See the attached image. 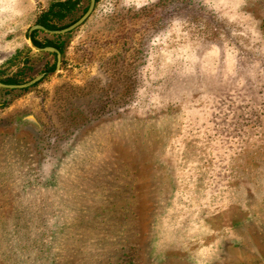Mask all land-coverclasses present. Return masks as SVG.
<instances>
[{"label": "rangeland", "instance_id": "374dc122", "mask_svg": "<svg viewBox=\"0 0 264 264\" xmlns=\"http://www.w3.org/2000/svg\"><path fill=\"white\" fill-rule=\"evenodd\" d=\"M65 1L0 0V264H264V0H97L44 72Z\"/></svg>", "mask_w": 264, "mask_h": 264}, {"label": "water", "instance_id": "95a60500", "mask_svg": "<svg viewBox=\"0 0 264 264\" xmlns=\"http://www.w3.org/2000/svg\"><path fill=\"white\" fill-rule=\"evenodd\" d=\"M96 4V0H89V5H88V9L87 11L84 13V15L75 23H73L72 25L68 26L65 29L62 30H58V31H50L45 29L44 27L40 26V25H35L33 27H31V29L29 30V36H28V40H29V45L32 49L36 50V51H43V52H48V53H53L56 56V65H55V72H57L59 70L60 67V63H61V54L59 53L58 50L51 48V47H46L43 49H39L37 47H35L31 41V33L36 31V30H40L43 32H46L48 34L51 35H63L65 33L71 32L72 30H74L75 28H77L78 26H80L81 24L84 23V21L90 16V14L92 13L94 7ZM47 75V73H41L38 76H36L35 78H33L32 80H30L27 83L24 84H20V85H6L3 83H0V89H4V90H22V89H27L30 88L32 86H34L35 84H37L39 81H41L45 76ZM32 119V118H31ZM33 120V119H32Z\"/></svg>", "mask_w": 264, "mask_h": 264}, {"label": "trees", "instance_id": "16d2710c", "mask_svg": "<svg viewBox=\"0 0 264 264\" xmlns=\"http://www.w3.org/2000/svg\"><path fill=\"white\" fill-rule=\"evenodd\" d=\"M79 0H67L65 2H59L56 3L54 5H52L48 11L47 15H44L40 20H39V25L44 27L47 30L50 31H54L55 28L53 25H51L49 23V20L47 19L48 16L53 15L57 18H62L67 12L71 11L72 9H74L75 5L77 4ZM97 2V0H96ZM57 9V11H54V9ZM36 35V32L33 33L32 35V42L35 46L39 47V48H44V47H53L56 50L59 51V53H63L62 48H61V43H55V42H46L44 44H41L39 42H37L36 40H34V36ZM55 38H60V36H57ZM43 55H46L45 53ZM50 55V54H47ZM53 55V54H52ZM55 57V55H53ZM55 65H56V60H54V62L52 63L51 67L49 68H45L44 72H52L55 69ZM0 83L6 84V85H16L19 84L18 81L15 78H10L7 79L6 81H0ZM0 93L2 94V96H11L12 94H14L15 92L12 90H3L0 89ZM15 96V94L13 95ZM6 104H3V106H6ZM2 106V105H1Z\"/></svg>", "mask_w": 264, "mask_h": 264}, {"label": "crops", "instance_id": "0c3cea01", "mask_svg": "<svg viewBox=\"0 0 264 264\" xmlns=\"http://www.w3.org/2000/svg\"><path fill=\"white\" fill-rule=\"evenodd\" d=\"M36 31H39V34H42V32L43 31H40V30H36ZM34 40H36L37 42H39V43H41V44H44V43H42L41 42V40L40 39H37V37H36V35L34 36ZM31 41H32V37H31ZM33 43V42H32ZM34 45V44H33ZM35 46V45H34ZM35 47H37V46H35ZM37 48H39V47H37ZM44 48H46V47H44ZM51 48H53V47H51ZM39 49H43V48H39ZM55 49V48H54ZM34 50V49H33ZM36 51V50H35ZM37 53H39V55H41V54H46V56H53L54 54L53 53H48V52H41V51H36ZM47 54H50V55H47ZM53 54V55H52ZM56 57V56H55Z\"/></svg>", "mask_w": 264, "mask_h": 264}]
</instances>
